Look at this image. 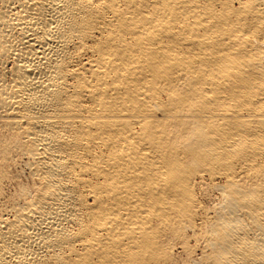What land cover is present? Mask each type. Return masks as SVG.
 <instances>
[{
	"label": "bare ground",
	"instance_id": "bare-ground-1",
	"mask_svg": "<svg viewBox=\"0 0 264 264\" xmlns=\"http://www.w3.org/2000/svg\"><path fill=\"white\" fill-rule=\"evenodd\" d=\"M0 264H264V0H0Z\"/></svg>",
	"mask_w": 264,
	"mask_h": 264
}]
</instances>
